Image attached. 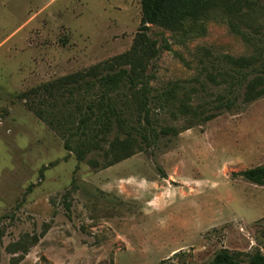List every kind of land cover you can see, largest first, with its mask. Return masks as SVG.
<instances>
[{"label": "rangeland", "instance_id": "1", "mask_svg": "<svg viewBox=\"0 0 264 264\" xmlns=\"http://www.w3.org/2000/svg\"><path fill=\"white\" fill-rule=\"evenodd\" d=\"M252 17L187 36L150 28L169 48L148 67L151 94H189L197 119L155 102L151 126L177 135L101 170L12 95L128 51L139 0H0V264H206L259 248L264 186L237 173L264 164V97L243 103L240 91L216 109L222 57L264 48V0Z\"/></svg>", "mask_w": 264, "mask_h": 264}, {"label": "trees", "instance_id": "2", "mask_svg": "<svg viewBox=\"0 0 264 264\" xmlns=\"http://www.w3.org/2000/svg\"><path fill=\"white\" fill-rule=\"evenodd\" d=\"M140 21L128 51L86 69L59 77L12 95L26 103V109L49 129L57 133L64 149L78 162L94 169H106L133 156L134 147L146 150L165 135H177L171 128L151 126V105L175 108L182 116L197 113L189 105L190 96L182 93L174 100V89L152 95L153 74L148 67L168 46L149 36L151 27L187 36L201 31L208 21L221 19L232 24L255 15L259 0H139ZM232 26V25H231ZM222 82L228 85L227 98L222 97L216 109L230 110L241 96L243 103L264 97V48H255L248 57L223 56ZM211 80L213 78L211 77ZM242 91V95H240ZM240 95V96H238ZM154 102V103H153ZM119 106H122L119 110ZM122 111H125L126 117ZM130 117L131 123H127ZM214 115H205V122ZM187 127L186 129H189ZM117 135L108 139L110 131ZM119 134L122 138H119ZM139 142V144H138ZM143 146V147H141ZM143 148V149H141ZM246 182L264 186V164L237 173ZM161 261L159 264H174ZM186 264V263H183ZM206 264H264V240L251 254L225 249L217 251Z\"/></svg>", "mask_w": 264, "mask_h": 264}]
</instances>
